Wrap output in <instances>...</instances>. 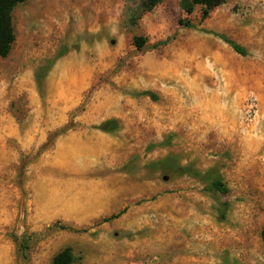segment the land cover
I'll return each mask as SVG.
<instances>
[{"label":"rangeland","instance_id":"rangeland-1","mask_svg":"<svg viewBox=\"0 0 264 264\" xmlns=\"http://www.w3.org/2000/svg\"><path fill=\"white\" fill-rule=\"evenodd\" d=\"M12 23L0 264L66 246L73 264H264V0L205 18L181 0H23Z\"/></svg>","mask_w":264,"mask_h":264},{"label":"trees","instance_id":"trees-1","mask_svg":"<svg viewBox=\"0 0 264 264\" xmlns=\"http://www.w3.org/2000/svg\"><path fill=\"white\" fill-rule=\"evenodd\" d=\"M23 0H0V57H5L9 54L12 44L15 40V31L12 23V11L15 5ZM162 0H141V9L148 11ZM225 0H181V6L186 13H191L194 6L199 4L202 6V17L205 18L208 13L216 6L223 3ZM220 37L229 43L231 47L238 53L243 54L244 48L235 41L228 39L224 35ZM141 38L136 37L135 43L140 45ZM110 122L105 121L99 124L102 130H108ZM208 190H215L221 193H226L228 188L223 182L216 178L213 179L207 186ZM261 238L264 245V227L261 230ZM74 253L70 246L63 247L57 251L51 260V264H73Z\"/></svg>","mask_w":264,"mask_h":264},{"label":"bare ground","instance_id":"bare-ground-1","mask_svg":"<svg viewBox=\"0 0 264 264\" xmlns=\"http://www.w3.org/2000/svg\"><path fill=\"white\" fill-rule=\"evenodd\" d=\"M80 145V144H79Z\"/></svg>","mask_w":264,"mask_h":264}]
</instances>
